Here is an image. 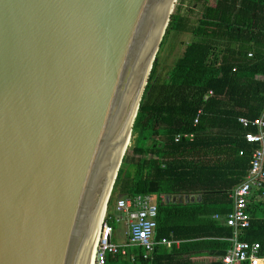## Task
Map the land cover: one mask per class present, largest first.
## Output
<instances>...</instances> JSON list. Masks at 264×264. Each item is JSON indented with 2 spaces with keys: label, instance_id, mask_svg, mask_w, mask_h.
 Masks as SVG:
<instances>
[{
  "label": "water",
  "instance_id": "95a60500",
  "mask_svg": "<svg viewBox=\"0 0 264 264\" xmlns=\"http://www.w3.org/2000/svg\"><path fill=\"white\" fill-rule=\"evenodd\" d=\"M175 1L0 0V264H88Z\"/></svg>",
  "mask_w": 264,
  "mask_h": 264
},
{
  "label": "trees",
  "instance_id": "16d2710c",
  "mask_svg": "<svg viewBox=\"0 0 264 264\" xmlns=\"http://www.w3.org/2000/svg\"><path fill=\"white\" fill-rule=\"evenodd\" d=\"M198 1L196 25L170 15L160 47L172 25L192 40L152 85L156 55L132 126L133 155L124 154L111 191L148 194L156 181L155 235L181 243L156 245L148 258L131 246L126 255L108 254L106 264H218L229 246L230 228L213 216L232 210L230 194L249 167L253 145L238 118L264 109V0ZM190 194L200 197L190 201ZM165 195L172 199L162 202ZM247 212L250 225L241 238L259 242L264 256V200H250Z\"/></svg>",
  "mask_w": 264,
  "mask_h": 264
},
{
  "label": "built area",
  "instance_id": "2783aa9c",
  "mask_svg": "<svg viewBox=\"0 0 264 264\" xmlns=\"http://www.w3.org/2000/svg\"><path fill=\"white\" fill-rule=\"evenodd\" d=\"M251 55L252 53L248 52V56ZM200 112L201 110H198V113ZM238 122L247 129L244 139L253 145V148L247 173L230 194L233 201L232 210L225 215L213 216L230 228V236L226 238L229 246L219 257L218 264H264L259 242L241 238L243 231L250 225V215L247 212L250 200H264V109L259 116H241ZM180 137L177 135L175 140ZM162 202H165V196H162ZM157 210V196L153 193L117 196L114 204L105 210L99 227L93 264H106L108 254L126 255L128 247L131 246L141 247L144 258L151 256L156 245L178 248L181 239L172 236L156 237ZM112 213L116 215L115 222L123 220L126 227V241L120 244L112 241L115 230Z\"/></svg>",
  "mask_w": 264,
  "mask_h": 264
},
{
  "label": "rangeland",
  "instance_id": "374dc122",
  "mask_svg": "<svg viewBox=\"0 0 264 264\" xmlns=\"http://www.w3.org/2000/svg\"><path fill=\"white\" fill-rule=\"evenodd\" d=\"M203 3L198 1L194 3V0H176L174 3V8L172 13H179V17L184 18L187 21L188 26L192 27L196 25L198 18H200L202 13ZM193 34L190 32H179L176 25H172V28L166 34L164 41L159 47L157 52V73L155 76V81L152 85L156 84L157 80L162 76H165L166 70L182 55V52L187 44L191 42ZM152 94L154 90H151ZM151 93V92H150ZM152 99V97H151ZM132 134L128 142L125 154L129 156L133 155L132 147ZM112 194V192H111ZM108 208L113 204L119 192H115ZM112 195L110 197H112ZM110 199V198H109ZM115 213H112L113 225H114V235L112 236V241L116 243H121L126 241V235L124 233L126 227L122 221L115 222ZM209 260V258H206ZM215 259V258H214Z\"/></svg>",
  "mask_w": 264,
  "mask_h": 264
},
{
  "label": "bare ground",
  "instance_id": "6f19581e",
  "mask_svg": "<svg viewBox=\"0 0 264 264\" xmlns=\"http://www.w3.org/2000/svg\"><path fill=\"white\" fill-rule=\"evenodd\" d=\"M110 196H111V194H110ZM108 202H109V199H108L106 205H105V200L101 204L100 212H99L97 223H96V226H95V231H94V236H93V241H92V246H91V251H90V255H89L88 264H93L94 252H95L96 244H97V241H98L99 227H100L102 219L104 217L105 210L108 208Z\"/></svg>",
  "mask_w": 264,
  "mask_h": 264
},
{
  "label": "crops",
  "instance_id": "0c3cea01",
  "mask_svg": "<svg viewBox=\"0 0 264 264\" xmlns=\"http://www.w3.org/2000/svg\"><path fill=\"white\" fill-rule=\"evenodd\" d=\"M199 197H200V195H198V194H190L189 196H188V198H189V200L190 201H192V200H194V199H199ZM183 198V197H182ZM172 199V196H170V198H169V200H171ZM219 259V258H218Z\"/></svg>",
  "mask_w": 264,
  "mask_h": 264
}]
</instances>
